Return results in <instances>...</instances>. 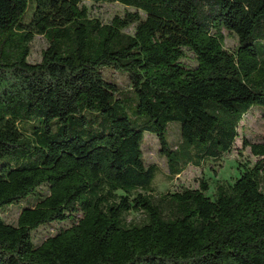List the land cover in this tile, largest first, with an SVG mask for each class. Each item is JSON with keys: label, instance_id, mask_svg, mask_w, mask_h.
I'll use <instances>...</instances> for the list:
<instances>
[{"label": "trees", "instance_id": "trees-1", "mask_svg": "<svg viewBox=\"0 0 264 264\" xmlns=\"http://www.w3.org/2000/svg\"><path fill=\"white\" fill-rule=\"evenodd\" d=\"M86 1L135 12L103 25ZM233 5L246 21L229 50ZM35 36L48 46L30 64ZM254 109L264 115V0H0V264H264V133L242 137L254 161L212 198L203 181L163 195L167 217L143 158L149 135L169 181L218 161ZM10 206L15 224L1 217ZM130 212L146 222L126 225Z\"/></svg>", "mask_w": 264, "mask_h": 264}, {"label": "rangeland", "instance_id": "rangeland-1", "mask_svg": "<svg viewBox=\"0 0 264 264\" xmlns=\"http://www.w3.org/2000/svg\"><path fill=\"white\" fill-rule=\"evenodd\" d=\"M88 10L90 19H98L103 25H108L115 17H124L126 13L135 12L132 8L124 7L117 3H102L95 4L89 1L84 2ZM246 21V14L243 9L238 6H231L226 14L224 22V45L226 49L232 50L240 41L243 25ZM134 27H129L124 32L132 34ZM48 44L42 36H35L30 43V54L27 62L30 64H38L42 60V52L47 48ZM185 62L193 66L194 58L187 52ZM107 80H115L120 87L127 86V74L107 70L104 72ZM126 79H125V78ZM125 95L132 93L128 89L124 90ZM131 110V108H128ZM128 116L132 117V112H127ZM239 138L235 141L234 148L225 154L218 161H209L199 168L187 167V169L176 177V179L169 181L167 176V167L165 159L158 154V144L153 137H145L143 145V158L146 165H156L160 173L157 175L154 182V199L155 203L162 204V212L167 217L172 211V205L163 203L161 197L166 193H176L184 189L194 190L198 189L201 182H206L209 189L206 195L210 198L215 193V188L220 184H232L239 176V168L242 164L253 162L248 149L242 148V137L250 140L259 139V135L264 133V115L260 110L254 109L248 114L240 124ZM146 136V135H145ZM170 141V139H169ZM20 206H24L22 203ZM20 206H10L1 211V217L6 223L15 224ZM125 223L128 226L142 225L146 222L144 216L140 213L130 212L124 216ZM56 225L43 226L33 232V241L39 244L44 238L55 231Z\"/></svg>", "mask_w": 264, "mask_h": 264}]
</instances>
